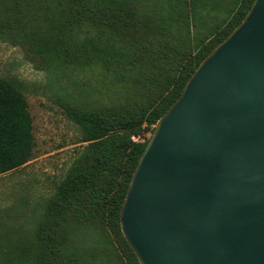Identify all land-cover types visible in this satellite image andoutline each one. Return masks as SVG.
Segmentation results:
<instances>
[{
  "label": "trees",
  "instance_id": "trees-1",
  "mask_svg": "<svg viewBox=\"0 0 264 264\" xmlns=\"http://www.w3.org/2000/svg\"><path fill=\"white\" fill-rule=\"evenodd\" d=\"M208 1L0 0V37H14L46 68L103 66L127 94L115 104L66 101L85 144L30 230L15 237L0 222V264H140L120 219L147 135L254 2L231 0L227 20L193 36ZM33 129L22 82L0 77V175L32 159ZM89 235L95 251L80 245Z\"/></svg>",
  "mask_w": 264,
  "mask_h": 264
},
{
  "label": "water",
  "instance_id": "water-1",
  "mask_svg": "<svg viewBox=\"0 0 264 264\" xmlns=\"http://www.w3.org/2000/svg\"><path fill=\"white\" fill-rule=\"evenodd\" d=\"M120 221L140 264H264V0L157 121Z\"/></svg>",
  "mask_w": 264,
  "mask_h": 264
},
{
  "label": "rangeland",
  "instance_id": "rangeland-1",
  "mask_svg": "<svg viewBox=\"0 0 264 264\" xmlns=\"http://www.w3.org/2000/svg\"><path fill=\"white\" fill-rule=\"evenodd\" d=\"M233 6L231 0H209L197 13L193 36L208 33L227 20ZM0 77L22 82L36 140L29 162L0 175V222L16 237L38 222L47 200L85 144L80 127L67 116L66 101L115 104L127 94L118 90L103 66L56 61L46 68L9 35L0 37ZM80 245L95 251L97 241L89 235Z\"/></svg>",
  "mask_w": 264,
  "mask_h": 264
}]
</instances>
